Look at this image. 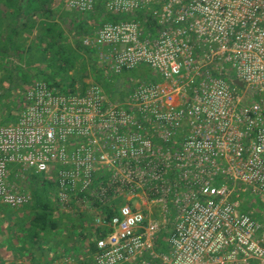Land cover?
<instances>
[{
	"label": "built area",
	"instance_id": "built-area-1",
	"mask_svg": "<svg viewBox=\"0 0 264 264\" xmlns=\"http://www.w3.org/2000/svg\"><path fill=\"white\" fill-rule=\"evenodd\" d=\"M65 7L107 16L81 38L101 81L29 85L0 125V202L28 206L33 171L78 211L93 246L61 264H264V0Z\"/></svg>",
	"mask_w": 264,
	"mask_h": 264
},
{
	"label": "trees",
	"instance_id": "trees-1",
	"mask_svg": "<svg viewBox=\"0 0 264 264\" xmlns=\"http://www.w3.org/2000/svg\"><path fill=\"white\" fill-rule=\"evenodd\" d=\"M58 2L59 0H0V67L5 70L0 88L4 90L1 93L4 96L11 87L36 80L55 85L64 84L70 90L77 82L84 87L86 83L82 81L81 73L88 62L92 65L95 80L101 81L92 51L81 43V38L90 34L96 26L94 22L98 21L97 14L101 12V8L97 7L84 14L74 12L69 23L67 18L56 14ZM108 17L111 18L109 15ZM28 37H31L30 43H26ZM18 61L24 65H19ZM38 66L40 69H37ZM28 70H35L34 77L30 76ZM138 71L140 70L132 71L133 75L137 76ZM144 71L147 69L144 68ZM104 88L112 94V84H104ZM31 174L38 175L33 171ZM41 181L49 185L45 178ZM44 188L45 185L40 192L35 188L31 191L32 199L27 212H14L5 208L2 210L4 213L1 215L8 220H0V232H3L0 238V264H5L13 257L33 259L36 251L46 258L41 264L62 259L69 251H75L76 257L73 258L83 257L86 256L85 249L93 246L88 238L90 228L81 215L59 208L60 211L57 210L56 204H52L47 197V189ZM69 217L81 220L82 223L78 225L73 220L68 224L65 220ZM64 223L69 228H63ZM15 226H18L16 232L20 234L19 239H24L22 245L25 246L20 250L17 248L21 242L15 244L4 235L15 230Z\"/></svg>",
	"mask_w": 264,
	"mask_h": 264
},
{
	"label": "rangeland",
	"instance_id": "rangeland-1",
	"mask_svg": "<svg viewBox=\"0 0 264 264\" xmlns=\"http://www.w3.org/2000/svg\"><path fill=\"white\" fill-rule=\"evenodd\" d=\"M59 4V9L57 10L56 14L59 15V16H63L65 18H67V22L69 21L70 23V20L71 18L75 15L74 12H71L70 10H67L66 7H65V0H62L58 2ZM98 16V15H97ZM101 19V21L103 20V16H98L97 17V20ZM95 20V19H94ZM99 21V20H98ZM97 23V21L95 20L94 24ZM66 26V25H65ZM67 28V27H65ZM66 34H69L68 31H66ZM31 37H28L27 39V42L26 43H30L31 42ZM27 59V58H26ZM19 65L23 66L24 63L23 62H19ZM4 64V63H2ZM91 64L90 62H88L86 64V66H84L82 68V73H81V79L84 83L86 82H89L91 80H95V75L93 73V71L91 70ZM34 69V68H33ZM37 69H40L39 66ZM29 73H30V76L31 77H34V73H35V70H28ZM37 71V70H36ZM134 71H137V70H134ZM70 74H73L72 72H70ZM5 75V70L3 69V67H0V80L1 78ZM129 77H135V75H133V72L131 73H127L124 75V79H128ZM32 82H21L20 86L19 87H11V89H9V91L6 93V96H4L3 94L1 93H4V90L2 88H0V94L2 95L0 97V125L2 124H6V123H10L12 122V120L10 119H15L17 113L20 111V109L23 107V104H24V92L25 90L29 87V85L31 84ZM2 84V83H0ZM4 84V83H3ZM10 87V86H9ZM20 179L17 181V184L20 186L21 189L25 190L28 194L31 195V191L35 188L37 189V192H40V189L41 187H43L45 185V188L44 189H47L46 190V193H47V197H49V200L52 202L53 205L56 204L55 202V198H54V190L52 188V186L49 184V185H46L44 184L41 179L43 178L42 176L40 175H32L31 172H27L26 174L24 173V176L23 178L22 177H19ZM47 186V187H46ZM244 185L241 184V183H238L237 185V189L239 191H241V188L243 187ZM27 189V190H26ZM31 199H32V195H31ZM244 200L245 202L247 203L248 206L251 207V209L253 208H258L259 207V204H258V200L255 199L251 194H249L248 192H245V197H244ZM29 206V205H28ZM26 206L24 208H21V209H12V208H9L7 206H5L3 203L0 202V220L2 221L3 219V222L7 221L8 218L6 217H3V215H1V213H4L2 210L5 208V209H10L11 211H14V212H21V211H25L27 212L29 210V207ZM56 204L55 207L57 208V210H63L60 208V206H58ZM247 206V207H248ZM249 207V208H250ZM253 207V208H252ZM59 208V209H58ZM59 210V211H60ZM65 212H68V213H73V214H79L77 213L78 211L76 210H72L71 211H67V210H64ZM68 216V215H67ZM3 217V218H2ZM73 218L71 219L70 217L67 218L65 221L69 224L70 222H73ZM83 221V220H82ZM74 222L76 224H81V220H78V219H75ZM0 227H1V223H0ZM63 228H69L68 225H66L65 223L62 225ZM15 230L13 231H10L8 233H5V237L13 240V242L15 244L17 243H20V245L18 246L17 250H20L22 249V242H24V239L21 240V238L19 239V236L20 234H18L16 231L18 230V226H15L14 227ZM65 229V231H66ZM3 233V232H2ZM0 232V238L2 237V234ZM55 237L57 236V234L54 235ZM1 240V239H0ZM19 241V242H18ZM56 245V244H55ZM25 246V245H24ZM8 247V246H6ZM38 247V250L39 249V246ZM48 249V248H47ZM1 250V248H0ZM2 252V250H1ZM75 255V251H69L67 256L65 257H68V258H72L74 257ZM47 257V261H48V256ZM44 259H46L45 257L41 256L39 254L38 251H36V254H34V258L33 259H30V258H20V257H13V258H10L8 259L5 264H39L40 261H44ZM62 259H57V261H55L56 263L55 264H61L60 261ZM46 264H49V261L46 263Z\"/></svg>",
	"mask_w": 264,
	"mask_h": 264
},
{
	"label": "crops",
	"instance_id": "crops-1",
	"mask_svg": "<svg viewBox=\"0 0 264 264\" xmlns=\"http://www.w3.org/2000/svg\"><path fill=\"white\" fill-rule=\"evenodd\" d=\"M97 15H98V16H103V18H102L103 20H105V19L107 18L106 14H103L102 12H100V13L97 14ZM98 20H100V22L97 21V23H95L96 26L99 25V24L103 21V20L101 21V19H99V18H98ZM93 28H94V27H93ZM85 251L87 252V248L85 249ZM86 252H85V253H86ZM86 255H87V253H86ZM74 257H76V256L74 255ZM83 257H85V256H83ZM83 257H80V256L77 257V258H73V257H72V259H79V258H83ZM65 258H68V257H63L62 260L60 261V263H62L63 260H64ZM59 260H60V259H59ZM55 261H57V259H55V260L52 261V262H49V264H55V263H56ZM39 264H41V261L39 262Z\"/></svg>",
	"mask_w": 264,
	"mask_h": 264
}]
</instances>
